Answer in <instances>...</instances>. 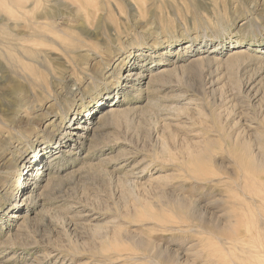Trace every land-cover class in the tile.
Wrapping results in <instances>:
<instances>
[{
    "label": "rangeland",
    "instance_id": "1",
    "mask_svg": "<svg viewBox=\"0 0 264 264\" xmlns=\"http://www.w3.org/2000/svg\"><path fill=\"white\" fill-rule=\"evenodd\" d=\"M59 2L2 88L0 264H264V0Z\"/></svg>",
    "mask_w": 264,
    "mask_h": 264
},
{
    "label": "bare ground",
    "instance_id": "2",
    "mask_svg": "<svg viewBox=\"0 0 264 264\" xmlns=\"http://www.w3.org/2000/svg\"><path fill=\"white\" fill-rule=\"evenodd\" d=\"M54 2L55 0H0V99L9 97L10 93L8 91L2 92V88L11 83V89H13V93H15H12L11 96L21 94L20 92L22 89H20L19 81L22 77L21 75H17L15 70H21L23 72H26L27 69L30 70L27 63L33 66L39 65L40 61L45 60V56L52 55L49 44L59 45L55 39H51L47 36L48 33H60V30H58L55 24L50 25V22H48V20L58 17L54 9L61 4L59 0H56L55 4L57 5L55 6L53 4ZM48 3L53 5L52 8ZM49 6L50 8H48ZM79 29L82 32L85 31V27H79ZM51 30H53V32H51ZM240 43V41L230 42V44L235 45V47L240 46ZM60 47L66 54L77 55L78 53L75 49V45L71 43H66V47L61 45ZM62 59L57 57L56 59L52 58V61H62ZM90 77L91 79H96V84H98L97 82H99L102 74L100 71H98V73L95 71ZM107 88H110V86L107 85ZM101 103L102 102L99 101L98 104ZM0 112L7 116L3 109H0ZM8 121L9 123L12 121V118L9 116ZM84 128H86V126ZM27 133L28 132L24 134ZM0 134L4 135L3 130H0ZM9 139L10 138H5L2 140L0 138V152L2 155L8 150L7 141ZM48 150L49 146L39 147V149L34 150L33 153L35 154L30 157V160L33 158L38 159L40 156L44 157ZM26 165L27 163H24V170L27 168ZM255 171L256 172L253 171V174L256 175V177L254 176L256 187L253 188L252 192L255 197L264 201V165H260L258 170ZM42 175H40V171H37L34 177L36 179ZM29 199L31 200V198ZM21 201L22 197H20V201L17 205H19ZM235 204L236 203H233V206ZM234 212H236V210H234Z\"/></svg>",
    "mask_w": 264,
    "mask_h": 264
}]
</instances>
